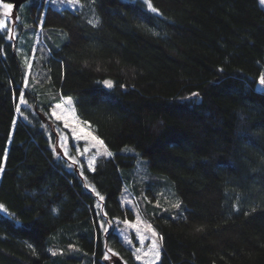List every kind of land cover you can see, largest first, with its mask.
<instances>
[{
	"label": "trees",
	"instance_id": "16d2710c",
	"mask_svg": "<svg viewBox=\"0 0 264 264\" xmlns=\"http://www.w3.org/2000/svg\"><path fill=\"white\" fill-rule=\"evenodd\" d=\"M150 2L28 0L17 36L0 29V264H141L100 220H134L122 195L146 185L158 264H264V7ZM62 97L113 152L93 170L51 147Z\"/></svg>",
	"mask_w": 264,
	"mask_h": 264
},
{
	"label": "rangeland",
	"instance_id": "374dc122",
	"mask_svg": "<svg viewBox=\"0 0 264 264\" xmlns=\"http://www.w3.org/2000/svg\"><path fill=\"white\" fill-rule=\"evenodd\" d=\"M141 1L145 3V0H141ZM48 2L52 4V6L58 9H62V8L76 9V7L79 4V0H48ZM3 3H9V2L1 1L2 13L0 16V20L6 21L5 28H9V30L12 29L11 36L15 38L18 33V25H19L20 17L17 15V11H14V8H12L10 13L5 14ZM260 3H261V0H260ZM145 4L147 6V3ZM261 5L264 7V3H261ZM40 30L42 31L41 27H39L38 32L36 30V33L33 34L34 35L33 37L35 39H38L39 41L41 39V35L39 33ZM37 43L39 42L37 41ZM259 88H262V86L259 85ZM71 99H72V107L74 108V114L70 111H62L60 109H55V106L52 109V113L55 110V112L58 115H63L68 119L69 127L65 128L63 120H57L56 117L51 113V117H50L51 122H48V124L46 125L49 131V136L51 137V147L57 156L64 157L68 160V165L70 168H74L77 165V163H73L71 157H75V159L78 160L79 163L81 162L80 160L83 159L85 164L88 166V161L91 159L93 155H95L96 148H91L89 152L83 155H80L77 149H80V152H82L83 148L87 146L88 143H91V141L89 139L88 142L86 143V141L83 139L82 140L74 139L72 129L76 130L77 135L87 136L90 133L91 135L96 136V134L92 131L91 128L88 127L89 125L88 123H85L84 121L80 120L77 117L76 111H75L74 99L73 98ZM59 103H62V101ZM65 108H67L66 105H65ZM65 148L67 149V153H68L67 155H65ZM107 149L113 154V152L109 150L108 147ZM128 149L132 150L133 148L131 149L128 148ZM100 156H103V155H100ZM100 156H97V158ZM97 158L91 170L94 169ZM137 159H138L137 162H139L138 163V175L141 178H149L151 176H154L158 182L165 180L163 176H160V175L155 176L153 175L152 172H150V170L147 168L145 164L146 160L144 158H142L141 156H138ZM152 187L153 186H151V188ZM149 188H150V185H146L144 187V192L136 193L131 190V187L129 186L125 187L124 194L122 195L123 205L129 206L134 211L135 213L134 220H126L129 222L128 224L124 223L125 221H114L113 223H108L105 217H102L100 220V226H101V229H103L104 231L109 230L111 227L115 228L119 232V236L122 239V242L134 251L135 257L137 255L141 256V259L139 260L136 258L141 264H158L160 261L161 252H162V240L160 239L161 236L158 230L155 228V226L151 222L147 221L142 216V212H141L142 206L149 203L150 201V198H149L150 196L147 193ZM167 190L172 197V199H169V201L172 207H174L173 205H175L178 202V197L175 193H173L172 188H167ZM152 191L153 189L150 190V192ZM98 205L100 206L99 202H98ZM154 205L156 207L160 206L158 196H157L156 201L154 202ZM1 209L3 210L4 208L2 207ZM137 217H139V221L137 220ZM131 225H137V226L132 227ZM146 225H151L152 229H154L155 232L157 233L156 237H153L152 233L146 229ZM141 235L145 237L143 243H141V240H140ZM153 239H155L157 241V244L159 245V259L158 260H156L155 256L151 252H149ZM137 248L141 250L139 253L136 252ZM145 253H147V255H145ZM108 255H109L108 259L113 263L114 259H116L117 257V254L116 253L113 254L112 252H109Z\"/></svg>",
	"mask_w": 264,
	"mask_h": 264
},
{
	"label": "snow or ice",
	"instance_id": "6c2138e0",
	"mask_svg": "<svg viewBox=\"0 0 264 264\" xmlns=\"http://www.w3.org/2000/svg\"><path fill=\"white\" fill-rule=\"evenodd\" d=\"M145 3H147V6L149 9H151L152 12H157L158 10L153 7V5L151 4L150 0H145ZM261 3H264V0H261ZM3 8H4V11H5V14L7 13H10L12 8H13V5L11 3H3ZM91 23V21H90ZM6 27V21L5 20H0V29L2 28H5ZM107 86L111 87L112 86V82L111 81H105L104 82ZM258 83L259 85L261 86H264V73H262L259 78H258ZM195 95V94H194ZM62 100V103H57L55 105V109H60L62 111H70L74 114V108L72 107V99L70 97L68 98H64L62 97L61 98ZM21 102L22 103H26V101L23 99V93H21ZM65 105L67 106V108H65ZM19 111V108L17 109ZM57 120H63L64 122V127L65 128H68L69 127V121L68 119L63 116V115H58L55 110L53 111L52 113ZM78 119V118H77ZM87 123V122H85ZM88 127L90 128V125H88ZM72 132H73V138L76 139V140H85L86 143L88 142V140L90 139L91 143H88L87 146H85L83 148V151L80 152V149H77V151L80 153V155H83L87 152H89L91 150V148H96V153L95 155H93L91 157V159L88 161V167L90 169H92L93 167V164L97 158V156H100V155H103V156H106V157H110L112 156L113 154L108 151L107 147L104 145V142L102 140H100L98 137L94 136V135H91L90 133L86 136V135H77L76 133V130L75 129H72ZM66 140V138H65ZM67 149L65 148V155H67ZM73 163H79L78 160L75 159V157H71ZM81 175H83V171L81 172ZM94 190V189H93ZM97 195H99V193H97ZM101 200L104 199L103 196L100 197ZM174 207H179V202H177L175 205H173ZM3 206L0 205V208H2ZM137 220L139 221V217H137ZM124 223L128 224L129 222L128 221H125ZM132 227H136L137 225H131ZM146 229L148 231H150L152 233V236L153 237H156L157 236V233L155 232L154 229H152L151 225H146ZM145 237L144 236H140V240H141V243H143ZM162 239V237L160 238ZM109 252H112V249H108ZM141 250L139 248L136 249V252L139 253ZM149 252H151L154 256H155V259L158 260L159 259V245L157 244V241L155 239L152 240V244H151V248L149 249ZM56 253L53 252V255H55ZM115 254V253H113ZM145 255H147V253H145ZM105 258L107 259V255H105ZM136 258L139 260L141 259V256L140 255H137Z\"/></svg>",
	"mask_w": 264,
	"mask_h": 264
},
{
	"label": "water",
	"instance_id": "95a60500",
	"mask_svg": "<svg viewBox=\"0 0 264 264\" xmlns=\"http://www.w3.org/2000/svg\"><path fill=\"white\" fill-rule=\"evenodd\" d=\"M1 1L12 3L14 11H17L21 7V5L25 2H27L28 0H1ZM106 264H126V263L121 258L116 257V259H114L113 263L109 259H107Z\"/></svg>",
	"mask_w": 264,
	"mask_h": 264
}]
</instances>
